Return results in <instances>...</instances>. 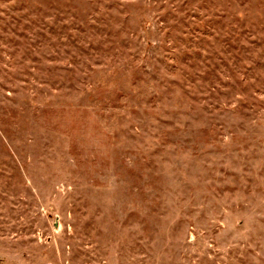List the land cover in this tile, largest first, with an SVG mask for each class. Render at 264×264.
Listing matches in <instances>:
<instances>
[{
  "label": "rangeland",
  "instance_id": "1",
  "mask_svg": "<svg viewBox=\"0 0 264 264\" xmlns=\"http://www.w3.org/2000/svg\"><path fill=\"white\" fill-rule=\"evenodd\" d=\"M0 264H264V0H0Z\"/></svg>",
  "mask_w": 264,
  "mask_h": 264
}]
</instances>
